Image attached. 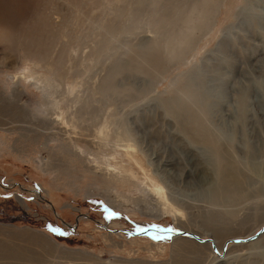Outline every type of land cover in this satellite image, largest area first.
<instances>
[{
    "label": "rangeland",
    "instance_id": "rangeland-1",
    "mask_svg": "<svg viewBox=\"0 0 264 264\" xmlns=\"http://www.w3.org/2000/svg\"><path fill=\"white\" fill-rule=\"evenodd\" d=\"M0 264H264V0H0Z\"/></svg>",
    "mask_w": 264,
    "mask_h": 264
},
{
    "label": "bare ground",
    "instance_id": "bare-ground-1",
    "mask_svg": "<svg viewBox=\"0 0 264 264\" xmlns=\"http://www.w3.org/2000/svg\"><path fill=\"white\" fill-rule=\"evenodd\" d=\"M13 5L15 6V1L12 2V6ZM31 76H29V75L25 76V79H28ZM195 102H199V101H195ZM196 106H198V105H196ZM199 106H201V105H199ZM188 125H189L190 129L192 130V133L194 134L195 139L200 144H210L211 146L214 145V143L216 142V139L213 137L212 134H210L207 126L202 121H200L199 119L190 118ZM213 147H215L217 149V151L220 152V160H221L220 190L221 191L219 190L218 194H215L213 192L211 198H213V200H215V201H218L220 197H222V199H226V200L233 199L238 194H240L239 192L241 191V184L242 183H241L240 176H239L233 162L226 160V158L224 157L225 153L223 152L221 146H218L216 144ZM160 163H161L160 165H162L166 168L168 166L172 167L171 165L173 162L170 159V160L160 161ZM165 172L167 173V171H165ZM194 175H195V170H189L185 174L186 177H189L192 179H193ZM154 191L156 192L157 195H161L162 189L156 187ZM177 213L179 214V211Z\"/></svg>",
    "mask_w": 264,
    "mask_h": 264
},
{
    "label": "snow or ice",
    "instance_id": "snow-or-ice-1",
    "mask_svg": "<svg viewBox=\"0 0 264 264\" xmlns=\"http://www.w3.org/2000/svg\"><path fill=\"white\" fill-rule=\"evenodd\" d=\"M37 190H39L37 188ZM29 199H32V197H29ZM93 205H98L104 213V219L106 221H112L114 218H119L121 216V213L113 210L109 206H107L103 200H92L90 201ZM125 220H128V217H124ZM134 227L132 231L128 232V236L132 237L135 236H143L151 239L154 242H162V241H170L173 238V235L175 234H181L180 230L175 228L174 226H163L161 224H147V225H140L135 224V222H132ZM50 231L52 233H55L57 235H67V233L62 232L59 228H50ZM183 235H188V233H182ZM236 243H240V241H236Z\"/></svg>",
    "mask_w": 264,
    "mask_h": 264
}]
</instances>
